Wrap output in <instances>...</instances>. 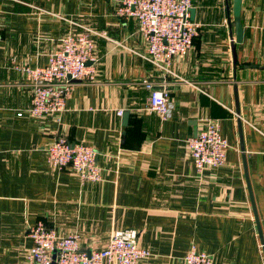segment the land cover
Masks as SVG:
<instances>
[{
	"label": "crops",
	"instance_id": "obj_1",
	"mask_svg": "<svg viewBox=\"0 0 264 264\" xmlns=\"http://www.w3.org/2000/svg\"><path fill=\"white\" fill-rule=\"evenodd\" d=\"M120 5L0 0V264L25 259L38 222L79 234L89 253L115 230L135 229L152 252L140 264H184L192 246L218 264H264L253 205L264 235V0H242V42L234 0H193L200 32L171 73L146 57L138 20L120 16ZM85 31L94 78L75 82L62 112L18 116L33 91L20 68L46 65L66 33ZM145 79L166 84L169 118L147 110ZM206 119L229 148L224 165L199 172L187 140ZM58 136L94 147L103 179L52 168L47 148Z\"/></svg>",
	"mask_w": 264,
	"mask_h": 264
},
{
	"label": "built area",
	"instance_id": "obj_2",
	"mask_svg": "<svg viewBox=\"0 0 264 264\" xmlns=\"http://www.w3.org/2000/svg\"><path fill=\"white\" fill-rule=\"evenodd\" d=\"M192 7L193 0H121L117 13L138 20L148 45L146 57L171 73L174 59L190 51L200 32L201 24L193 20ZM61 42L46 65L20 68L26 72L33 91L29 107L19 111L18 116L28 113L40 118L62 112L75 82L94 78L95 70L90 64L96 59L93 33L68 32ZM143 82L151 90L147 110L162 119L169 118L172 106L166 84L157 85L151 79ZM187 144L199 172L226 163L229 143L218 122L212 119H206L204 127ZM97 156L91 145L73 143L65 136H58L47 148V162L52 168L58 172L71 169L82 182L103 179ZM30 234L34 244L17 264H140L152 255L150 248L139 244L135 229L115 230L104 248L91 253L82 249L79 234L61 235L44 222L33 226ZM184 264L218 262L213 254L192 246L184 256Z\"/></svg>",
	"mask_w": 264,
	"mask_h": 264
},
{
	"label": "water",
	"instance_id": "obj_3",
	"mask_svg": "<svg viewBox=\"0 0 264 264\" xmlns=\"http://www.w3.org/2000/svg\"><path fill=\"white\" fill-rule=\"evenodd\" d=\"M241 7H242V0H234V12H235V21H236V35H237L236 42H242V40H243L244 28H243V24L241 23V17H240V15H241ZM191 11L192 12L194 11L193 8H192ZM233 51H234V56H235V60H236L237 59L236 58V56H237V54H236V44H233ZM129 116H130V112L129 111L124 112V114H123L124 124L128 123ZM239 127L241 129V122L240 121H239ZM244 162H245V160H244ZM246 174L248 176V172L247 171H246ZM253 205H254L255 218H256V221H257L258 230H259V233H260V236H261L262 243L264 245L263 230H262V226H261V223H260L259 216L257 214V209H256V206H255L254 200H253ZM54 264H56V262H54Z\"/></svg>",
	"mask_w": 264,
	"mask_h": 264
}]
</instances>
